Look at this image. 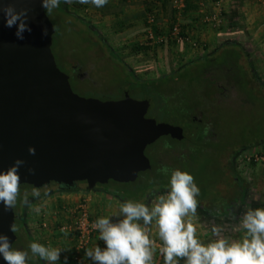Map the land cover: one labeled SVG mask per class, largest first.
<instances>
[{"label":"water","instance_id":"water-1","mask_svg":"<svg viewBox=\"0 0 264 264\" xmlns=\"http://www.w3.org/2000/svg\"><path fill=\"white\" fill-rule=\"evenodd\" d=\"M29 9L24 39L4 25L0 13V172L20 159V185L54 182L86 188L132 182L149 168L144 148L157 138L182 137L181 128L145 117L146 100L85 98L72 92L50 51L53 27L39 0H0ZM47 29V35L42 34ZM35 149L30 155L28 148ZM34 170L32 174L28 169ZM13 211L0 203V234L12 244ZM0 264H6L0 255Z\"/></svg>","mask_w":264,"mask_h":264},{"label":"rangeland","instance_id":"rangeland-1","mask_svg":"<svg viewBox=\"0 0 264 264\" xmlns=\"http://www.w3.org/2000/svg\"><path fill=\"white\" fill-rule=\"evenodd\" d=\"M72 5L68 3L63 6L70 13V11H76ZM138 8L140 6L136 0H132L128 4H119L118 0H108V3L103 7L97 8L90 3L88 9L83 13L76 11L77 17L89 22L95 28L98 32L96 35L94 32L88 31L73 17L61 12L59 7L53 9L51 14L47 13L53 27L51 53L57 68L67 76L73 93L85 98L116 100L121 94L120 92L124 91L122 81L126 77V71L135 73L141 79H153L167 69L177 67L180 62L196 57L198 49H183L185 52H181L183 47L172 45L159 47L155 49L154 53L149 52L146 55L128 53V45L143 40L142 33H140L143 28V21L138 20V24L135 22L134 24L130 16L135 11L134 9ZM121 18L125 19L123 27L114 30L117 28L113 24L114 21ZM158 19L161 20L160 25L165 27V18L160 17ZM202 30H205V28H202ZM210 32H213V29H210ZM216 47H219L216 43L215 45L209 43L206 52H211ZM108 49L115 52L117 58H119L118 63L115 61L116 57L108 55ZM230 52L233 51L230 50ZM80 62L81 64H78ZM241 64L245 68V63L241 62ZM242 67H239L238 73L235 72V77L241 76ZM73 69L76 70L80 78L75 76ZM217 75L221 78V73ZM217 83L221 92L214 93V99L217 100L212 106L214 114L206 119L204 118L205 120L202 118V124L206 125L210 133L215 134L214 141L217 146L212 151L204 152L188 147L181 164L184 169L190 170L191 174L194 175V182L197 185L203 186L202 188L205 189H210L212 186L214 188L216 186V188L221 187L218 190L221 197L225 198L230 197V195L233 196L236 190L232 184V187L228 186L230 181V175L226 168L228 162L233 160L235 170H238L237 174L245 177V169L250 166L246 157L249 155L253 157L252 145L264 139V97H262L263 94H260L261 88L250 86L246 78H242L240 83L234 81L232 84H226L222 77L218 79ZM247 83L249 86H246ZM250 90L253 92L258 91L261 96L252 94ZM157 142L160 143L159 140ZM167 159H160L159 162L163 163L162 167L168 166L164 165L168 163ZM258 163H264V160L258 161ZM222 169H224V175ZM109 185L114 186L111 183ZM79 186L82 187L83 184H79ZM115 186L118 188L123 187V185ZM70 193L71 191L61 193L52 191L48 196H41V200L35 204L46 211L45 216H51L55 203L56 208L61 205L72 207V200L74 199L73 194ZM165 193L157 192L153 194L152 197L154 198L152 199L155 200L157 195ZM56 198H58V201ZM150 198L148 197L147 200ZM52 203L54 204L52 205ZM46 204L52 208L51 211L48 210L49 207L44 206ZM54 214L58 215L56 212ZM61 214L64 218L69 216L67 212ZM20 228L21 224L18 225L16 234H18ZM61 235L65 234L57 232L56 236ZM20 237H17L16 241L18 242L15 247L28 251L29 244L25 242L26 238ZM65 241L62 249L66 250H62L60 253L61 258L58 264L62 260H64V264L67 261H65V257L67 258L72 243L68 238ZM47 246L55 248L51 244Z\"/></svg>","mask_w":264,"mask_h":264},{"label":"clouds","instance_id":"clouds-1","mask_svg":"<svg viewBox=\"0 0 264 264\" xmlns=\"http://www.w3.org/2000/svg\"><path fill=\"white\" fill-rule=\"evenodd\" d=\"M41 7L51 14L59 7L61 0H39ZM72 3L73 0H63ZM78 3H91L100 8L108 0H77ZM29 9L17 10L13 4H0L4 25L15 27L14 35L23 40L24 33L31 32L28 26ZM47 35V29L42 30ZM30 155H35V149L28 148ZM17 159L7 169L0 172V203L5 210H11L17 204L20 195L19 168L24 164ZM162 172L168 173L167 168ZM28 172L32 174L33 169ZM200 189L194 182V177L179 169L172 170L165 194L157 195L151 207L145 203L126 201L120 204L113 217L98 218L93 228L99 232L98 239L105 247L98 245L85 251V257L94 264H153L154 253L158 250L164 264H264V208H248L235 226L236 231H243L240 239H229L223 235L225 228L213 225L211 233L214 239L203 243L197 238L196 219L199 202L197 197ZM33 196H39L38 190H33ZM23 203L28 204L27 195ZM37 213L39 208L34 209ZM9 230L16 232L15 225ZM161 242L151 238L153 233ZM32 257H39L46 264H58L60 248L45 247L39 243L29 246ZM0 255L6 264H27L29 252L12 249L6 235L0 234ZM67 258L65 257V261Z\"/></svg>","mask_w":264,"mask_h":264},{"label":"trees","instance_id":"trees-1","mask_svg":"<svg viewBox=\"0 0 264 264\" xmlns=\"http://www.w3.org/2000/svg\"><path fill=\"white\" fill-rule=\"evenodd\" d=\"M169 1L170 0L141 1L143 9L140 15V19L141 21H143V28L141 29L140 33L143 34L146 28L150 27L145 21L146 15H154V22L151 24V30L155 35L165 34L170 30V27L174 21V11L170 8ZM197 1L199 0H183V7L179 15L181 20L182 18H184V13L188 11H194L196 13L195 17L199 19L200 15L198 14ZM118 2L119 4H128L129 2H132V0H118ZM64 4L66 3L61 0V3L59 5V10L61 12L66 13L76 19L88 31L94 32L95 35L98 33L95 28L89 24V22L77 17L78 14H75L76 11H79L80 13L86 11L90 3L81 4L78 3L77 0H73V2L69 4H73L72 6L76 11H70V13L67 9H65L66 7L63 6ZM44 13L49 19L47 11L45 9ZM161 13L162 15H164V18L166 17L165 27H162L160 25L161 20L158 19L161 17ZM124 20V18H121L117 21H114L113 24L117 27L114 30L123 27ZM222 26L223 25L219 26L217 29H224V27ZM185 30L189 31L195 37L196 30H194L193 26L184 24L181 21V24L179 25V34L183 35V31ZM52 37L53 33L51 35V41ZM165 45L175 46L174 42L170 39L163 40L156 44L151 43L148 40H142V42L137 41L128 45V53L132 55H146L149 52L154 53L155 49H158L159 47H163ZM107 52L109 56L114 58L116 57V63L119 62V58H117L115 52L112 49H108ZM221 55L222 57L220 58L219 56H212V54H202L201 56L193 58L192 60H184L180 62L177 67L167 69L165 72L160 73L153 79H141L137 77L135 73L126 71V77L124 78V81H122V87L124 91L120 92L121 94L117 99H120L123 95V92H126L127 95L129 97H133V99L146 100L148 102V107L145 113V117L152 118L155 120V122H165L181 127L183 129V137H181L180 140L172 139L167 135L157 138L156 141L147 145L143 150V154L148 159L149 168L144 171L138 172L136 178L132 182L117 183L108 180L107 184L99 185L104 192L110 193L122 202L132 201L144 203L143 198L146 195L150 194L153 196V194L157 192L160 193L168 191V184L172 170L179 169L194 176L193 174H191L190 170L184 169L181 164V161L185 154L184 156L179 153L174 155L172 154V151H187L188 147H191L196 151L204 152L212 151L214 147L217 146L214 145V140L211 135L207 140L203 138L204 133H209V131L208 128H206L205 125L202 124V118L206 119L207 117H210L214 114L212 106L217 102V100L214 99V93L219 92V86L217 83L218 79H221L223 77L226 84H232V82L234 81L240 83L242 79L240 77L229 75V73L226 72V69L232 71L236 69L235 62L237 59V55L235 54V52L231 53L229 50L222 52ZM81 62L78 64H81ZM218 73H221V78L219 77V75H217ZM158 140L160 141V143L157 142ZM257 154L258 156L263 157L261 153L258 152ZM164 158H168V163L164 164L168 165L166 167H162L163 163L159 162L160 159L163 160ZM247 163L248 165H254L256 162L252 158H250ZM162 168H167L169 170L168 173L165 174L164 172H162ZM222 174L224 175V169H222ZM232 176L234 178V184H232V186H234L236 189L234 192L235 196L233 195L234 197L230 196L227 198H219L217 197L216 191H214L215 189L213 186L210 189H205L202 188L203 186H199L196 184L200 189V194L197 197L199 206L201 205L203 209H209V207H212L214 203H216V205L219 204L223 206L225 203H227L226 200L233 198H243L244 190L241 188L242 181L241 179L237 180L238 175L235 174L234 171L232 173ZM109 183L114 186L123 185V187L121 186L118 188L116 186H110ZM21 187L24 188L31 186L22 184L20 185V188ZM61 222L68 223L69 218H64L63 216V220ZM53 228H55V226ZM65 235L72 243L71 247H69V264H73L71 260V254L73 252L75 237L70 233H67ZM16 240L17 236L15 235L14 241L12 242L13 244L11 245L12 249L15 246ZM155 253L157 254L159 252L156 251ZM34 260L35 262L39 261L38 257H35ZM34 260H29V263L39 264L34 263Z\"/></svg>","mask_w":264,"mask_h":264},{"label":"crops","instance_id":"crops-1","mask_svg":"<svg viewBox=\"0 0 264 264\" xmlns=\"http://www.w3.org/2000/svg\"><path fill=\"white\" fill-rule=\"evenodd\" d=\"M136 1L140 8L134 9L135 11L132 12L130 16L133 19L132 22L138 24L137 21L141 20L140 15L143 6L142 0ZM209 4L210 0L197 1L198 14L200 15L199 8L202 9V11L209 10ZM205 8H207V10H205ZM163 16L164 15L161 13V17ZM195 16L196 13L194 11H188L184 13V18H182V20L179 19L182 23L193 26L194 30H196L195 37L204 43L203 48H199L196 51L198 52L196 57L202 54H212V56H219L221 58V53L230 49L237 55L235 72L238 71L240 66L242 67L241 62L245 63V68H241L240 78L248 79L250 86L261 88L260 94H263L262 97H264V0H223L221 25H223L222 27H224V29H217V31L213 29V32H210V28L201 25L199 19ZM202 28H205V30L201 31ZM209 43L213 45L216 43L219 46V50L216 47L213 51L206 52ZM180 47H183L181 48V52L184 51L183 49L193 50L186 46ZM192 59L193 58L189 60ZM246 86H249L248 83ZM250 92L257 96L260 95L258 91L253 92L250 90ZM252 151L254 154L259 152L264 157V139L261 140V142L254 143L252 145ZM237 173L238 172H236V174ZM237 175V180L241 179L242 181L241 188L244 190L243 198L233 199L231 200L232 202L225 203L223 206L213 204L212 207H209L210 210L206 208L203 209L201 205L198 207V216L195 221L197 226V238L203 243H208L214 239L210 231L213 225L224 227L225 231L223 235L225 237L229 239H240L243 236V231L235 230V226L239 223V217L248 208H264V163L260 164L256 162L254 165H250L245 169V177H241L239 174ZM70 194H73L74 199L72 200V205L82 197L85 199L90 216L95 221L101 217H109L115 222L117 218L113 216L118 212L120 204L123 203L110 193L102 192L101 189L95 187L85 188L83 191L79 190L77 192H71ZM150 197L149 200L145 201V204L149 207H151L154 201L152 199L154 197ZM56 200L58 201V198H56ZM54 203H52V205ZM44 206H47L46 208L49 207L48 210H52L49 205L46 204ZM56 207L55 203L53 209H59L58 215L54 214L53 211L51 216H45L46 211H43V219L46 222L45 228L39 227L38 219L34 217L36 213H28L26 225L32 243H39L45 247L51 244L55 246V248H63L67 237L66 235L56 236V226L58 223H62L63 215L61 213H65L63 209H67L68 207H66V205L58 206V208ZM32 211L33 209L30 208L29 212ZM54 226L55 228H53ZM98 237L99 232L97 231L93 234L86 250L92 249L96 245L102 249L105 247L104 242L99 240ZM151 238L158 241L154 231L151 234ZM60 258L61 255L59 259ZM82 259L84 264H94L90 258L85 257V252ZM63 261L64 260L59 264H64ZM153 264H164L163 258H161L159 253H154ZM180 264H183V261H180Z\"/></svg>","mask_w":264,"mask_h":264},{"label":"built area","instance_id":"built-area-1","mask_svg":"<svg viewBox=\"0 0 264 264\" xmlns=\"http://www.w3.org/2000/svg\"><path fill=\"white\" fill-rule=\"evenodd\" d=\"M223 0H210L209 10L202 11L199 8V23L210 29H217L221 25V10ZM169 6L174 11V21L170 27V30L165 34H154L151 30V24L154 22V15H146V23L150 26L147 27L142 34L143 40H148L151 43H159L163 40H172L175 46H186L193 50L203 48L204 43L198 38H195L189 31H183V35L179 34V25L181 20L179 19L180 11L183 7V0H170ZM157 23V22H156ZM249 155L246 157L248 161L252 158L255 162L264 160L263 157L257 154ZM69 215V222L58 223L56 230L59 233H70L75 237V243L73 246V252L71 254V260L73 264H84L82 255L85 249H87L90 240L95 232L93 220L90 216L85 199L82 197L67 209H63ZM38 223L41 228L46 227V222L43 219V215L38 216ZM157 244L160 242L156 241ZM158 251V250H157Z\"/></svg>","mask_w":264,"mask_h":264},{"label":"flooded vegetation","instance_id":"flooded-vegetation-1","mask_svg":"<svg viewBox=\"0 0 264 264\" xmlns=\"http://www.w3.org/2000/svg\"><path fill=\"white\" fill-rule=\"evenodd\" d=\"M73 71H74V74H75V76L76 77H78V78H80V76H78V74L76 73V70H74L73 69ZM226 72L227 73H229V75H232V76H234L235 75V71H232V70H229V69H226ZM221 92V90L218 92V93H220ZM170 125H173V124H170ZM173 126H177V125H173ZM177 127H179V126H177ZM205 127H206V125H205ZM179 128H181V127H179ZM207 128V127H206ZM209 131V130H208ZM205 132V131H204ZM181 134H182V137H183V129L181 128ZM211 135V137L213 138V140H215V134H212V133H210V131H209V133H207V132H205L204 133V135H203V138L204 139H208L209 138V136ZM168 136V135H167ZM171 138V137H170ZM172 139H176V138H172ZM181 138H179V139H176V140H180ZM156 141V140H155ZM214 144L215 145H217V143H215V141H214ZM185 152H186V150H182L181 152H173L172 151V154H174V155H176L177 153H179V154H182L183 156H184V154H185ZM182 156V157H183ZM226 168H227V170H228V174L230 175L229 176V179H230V181L228 182L229 184H228V186L229 187H232L231 186V184H234V181H233V176H232V173H233V171H234V173L236 174V170H235V166H234V163H233V160H230L229 162H228V164H227V166H226ZM79 184H83V186L82 187H80L79 186ZM105 184H107V182L105 183ZM22 185V184H21ZM100 184H95L94 185V187L95 188H99V189H101L100 188V186H99ZM103 185V184H102ZM217 187V186H216ZM214 188L215 190L214 191H216V195H217V197H221V195H220V191L218 190V189H220V188ZM54 190H53V189ZM86 188V185H85V182L84 181H77V182H74L73 183V185L70 187V188H64V187H60L59 185H57L56 183H54V182H49L46 186H42V187H39V188H33V187H24V188H20V195L18 196V198H17V204H16V206L13 208V225H15L16 226V228H18V225L19 224H21V228L19 229V231H18V234H16V232L14 233L17 237H20V236H22V238H26V241L25 242H27L29 245L32 243L31 242V239H30V237H29V234H28V230H27V225H26V221H27V215H28V213H33V214H35L36 213V215L34 216L36 219H37V217L38 216H41V215H44V210H42L41 208H39L36 204L41 200V196H48L50 193H52V191H56V192H63V191H71V192H75V191H83L84 189ZM38 190V192H39V196H33L32 195V193H33V190ZM101 191L102 192H104L102 189H101ZM27 195V199H28V201H29V203L28 204H25V203H23V200H24V198H25V196ZM150 196H152V195H150V194H148V195H146L143 199H144V203H145V201L148 199V197H150ZM231 197H232V195H230ZM234 197V196H233ZM227 198V197H226ZM233 199H235V198H233ZM233 199H229V200H226L227 201V203H230V201L231 200H233ZM232 202V201H231ZM36 203V204H35ZM34 205V206H31V205ZM33 209V211L32 212H28L29 211V209ZM36 208H39L40 209V211L37 213L36 211H34V209H36ZM54 212H56L57 214L59 213V209H57V211H56V209L54 210ZM40 227V226H39ZM41 228V227H40ZM59 233V232H58ZM56 234H57V232H56ZM21 238V237H20ZM20 238H19V240H20ZM18 241H16V243H17ZM15 243V244H16ZM13 244V243H12ZM11 244V245H12ZM48 247V246H47ZM19 247H15L14 246V250H20V249H18ZM29 248V247H28ZM28 252H29V260L30 261H32V260H34V258L35 257H32V255H31V252H30V250H28ZM38 259H39V261L38 262H35V260H34V263H39V264H46V262H44V261H42V260H40V258L38 257ZM27 261V264H30L29 262L30 261ZM66 263L67 264H69V254L67 255V261H66Z\"/></svg>","mask_w":264,"mask_h":264}]
</instances>
